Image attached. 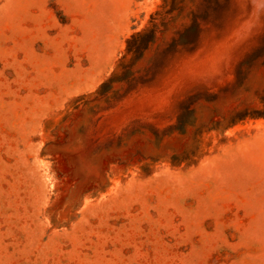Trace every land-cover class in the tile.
<instances>
[{
  "label": "rangeland",
  "instance_id": "rangeland-1",
  "mask_svg": "<svg viewBox=\"0 0 264 264\" xmlns=\"http://www.w3.org/2000/svg\"><path fill=\"white\" fill-rule=\"evenodd\" d=\"M0 264H264V0H0Z\"/></svg>",
  "mask_w": 264,
  "mask_h": 264
}]
</instances>
